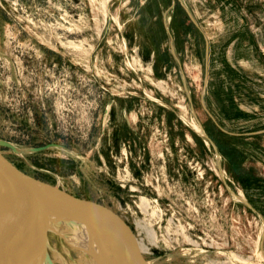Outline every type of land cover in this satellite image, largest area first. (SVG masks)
<instances>
[{"label": "rangeland", "instance_id": "rangeland-1", "mask_svg": "<svg viewBox=\"0 0 264 264\" xmlns=\"http://www.w3.org/2000/svg\"><path fill=\"white\" fill-rule=\"evenodd\" d=\"M0 152L150 264H264V0H0Z\"/></svg>", "mask_w": 264, "mask_h": 264}, {"label": "water", "instance_id": "water-1", "mask_svg": "<svg viewBox=\"0 0 264 264\" xmlns=\"http://www.w3.org/2000/svg\"><path fill=\"white\" fill-rule=\"evenodd\" d=\"M2 144L17 151L10 143ZM64 228L89 237L87 247L72 246L93 258L104 257L109 264H150L134 231L115 213L28 175L0 152V264H51L48 233L67 239ZM34 231L43 232L41 249Z\"/></svg>", "mask_w": 264, "mask_h": 264}, {"label": "bare ground", "instance_id": "bare-ground-1", "mask_svg": "<svg viewBox=\"0 0 264 264\" xmlns=\"http://www.w3.org/2000/svg\"><path fill=\"white\" fill-rule=\"evenodd\" d=\"M63 234H67V237L72 238L73 240H75V243H78L79 245L83 246V247H87L88 242H89V237L85 234L82 233H72L70 230H67L66 228L62 229L61 231ZM33 235H35L34 237L37 238L38 242H37V248L41 249L42 248V240H43V232L41 231H34ZM51 233H48V247L52 249L51 245H50V237H51ZM78 256L80 257V261L79 262H84L86 264H109L104 257H91L88 254L84 253V252H78Z\"/></svg>", "mask_w": 264, "mask_h": 264}]
</instances>
